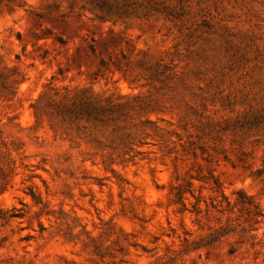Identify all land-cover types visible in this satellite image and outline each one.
<instances>
[{"label": "rangeland", "instance_id": "obj_1", "mask_svg": "<svg viewBox=\"0 0 264 264\" xmlns=\"http://www.w3.org/2000/svg\"><path fill=\"white\" fill-rule=\"evenodd\" d=\"M0 264H264V0H0Z\"/></svg>", "mask_w": 264, "mask_h": 264}, {"label": "trees", "instance_id": "obj_2", "mask_svg": "<svg viewBox=\"0 0 264 264\" xmlns=\"http://www.w3.org/2000/svg\"><path fill=\"white\" fill-rule=\"evenodd\" d=\"M102 110L104 111L103 108H99L97 105H93V108H91V110L89 112V115H92V117H94L93 118V121L97 120V117L99 116V113ZM239 194H240L241 198L240 199H237V201L235 203L236 205L245 206L246 204L252 205L254 203L253 202V197L247 195L244 191H240ZM221 196H222L223 200H225L227 202V204L230 206L231 205V201H230L229 197H227L223 191H221ZM254 205H255V207H258L257 204H254ZM221 233H222V231L221 232L218 231L217 234H216L217 237L219 235L222 237L223 235L226 234L225 232H223V234H221Z\"/></svg>", "mask_w": 264, "mask_h": 264}]
</instances>
